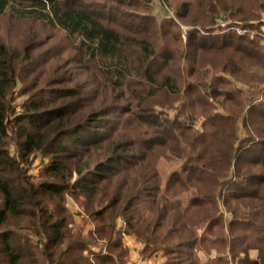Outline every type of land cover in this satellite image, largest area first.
<instances>
[{
  "label": "trees",
  "instance_id": "1",
  "mask_svg": "<svg viewBox=\"0 0 264 264\" xmlns=\"http://www.w3.org/2000/svg\"><path fill=\"white\" fill-rule=\"evenodd\" d=\"M240 1L248 0L179 3L175 16L192 28L180 30L184 43L166 51L171 46L148 39L174 32L178 21L139 13L149 0H0V17L32 20L74 41L101 90L87 100V87L75 90L64 74L50 94L39 91L15 113L7 95L36 55L24 48L17 68L14 51L0 44V264L122 263L123 232L143 243L147 258L162 250L161 264H264V85L244 96L230 82L236 61L264 71L263 37L217 27ZM136 19L147 25L136 27ZM178 60L186 65L182 83L181 70L171 78ZM178 93L190 112L172 117L148 102ZM227 102L241 109L220 113ZM13 121L15 157L6 148ZM165 148L178 149L181 160L162 187L147 157ZM39 154L50 160L34 182L27 168ZM69 195L92 224L86 238L73 233ZM185 235L189 240L170 242ZM98 243L104 251L90 249ZM215 248L228 257L199 258Z\"/></svg>",
  "mask_w": 264,
  "mask_h": 264
},
{
  "label": "rangeland",
  "instance_id": "2",
  "mask_svg": "<svg viewBox=\"0 0 264 264\" xmlns=\"http://www.w3.org/2000/svg\"><path fill=\"white\" fill-rule=\"evenodd\" d=\"M184 0H169L171 6L166 3L164 0H149L147 6L145 8L138 11L139 13H149L156 20H161L165 17H175L178 22H174V32L170 31L166 28V31H169L162 37L158 35H151L148 40L157 39L158 45L168 44L171 46L167 50H172V46L180 47L182 43H184V35L179 34V31L191 30L192 24H187L182 22L175 16V12L179 8V3ZM233 4L231 1L230 4ZM228 4V5H230ZM238 6H235L237 5ZM240 5V6H239ZM144 6L141 3V7ZM234 8L230 11L233 16H229L231 19H228L226 15H221L218 20L217 27L219 31H222L220 28V22L224 21L228 25H234L241 30L247 31L245 34L249 33H258L259 35L263 34L264 37V0H248V1H240L234 4ZM107 10V9H106ZM134 11V10H133ZM229 13V12H226ZM105 14H111L108 10ZM199 15L198 12H194L193 15ZM112 15V14H111ZM192 16V15H191ZM139 17V16H138ZM130 19L129 21H132ZM121 25L125 22H119ZM134 25L136 27H142L147 25L141 19L134 20ZM130 25V24H129ZM217 30V31H218ZM163 38V40H162ZM175 45H173V42ZM0 44H5L10 47V50L14 51V61L17 68L20 67L19 62H21V53L23 49L28 47L32 49L33 53L36 55V59L34 60V64L32 63L25 64V66L20 70L21 74L18 80V84L16 86H12L8 95L7 102L11 104L12 109L15 113H22L23 109L22 104L25 102H30V100L34 99L39 94V91H43L45 93L50 94L54 89H56V84L54 83L56 78L59 77H73V82L68 84L71 87L77 88L75 90H82L83 87H87L88 98L87 100H96L100 95V88L96 85L95 81L92 78V65L89 61H85L82 55H79L74 41L68 40L67 37L60 31H52L46 29L39 23H34L32 20H21L14 21L8 17L2 16L0 17ZM264 45V39L262 42ZM161 50V49H159ZM190 55V54H189ZM226 55V54H219ZM130 57H135L131 55ZM180 57V54L178 55ZM159 62V61H158ZM157 62V63H158ZM206 62V61H205ZM179 63V64H178ZM51 65V69L49 65ZM161 64V62H160ZM234 69L230 73V82L232 83L233 88L240 89L243 95L245 96V92L251 89V92L255 90H259L262 85H264V71L263 68H255L254 61L248 62H234ZM30 66V67H29ZM184 61L178 60L172 64L170 72L171 78H177L178 71L180 82H183L184 74ZM50 70V71H49ZM254 73H258L255 75ZM63 87V86H58ZM135 89V90H133ZM136 89L143 91L146 93L144 89L137 86L131 87V92H135ZM180 90V89H179ZM118 91L115 90L113 92H109V96L117 95ZM90 97V98H89ZM144 97V96H143ZM235 99L236 96L234 95ZM182 99L180 93L177 95H157L148 100V102H153V107L156 111L161 110L163 112H169L168 116H175L177 113L181 112L184 109H189L185 107V103L180 101ZM234 102V100H232ZM222 109L220 106L218 111L220 113H225L224 109L227 111H238L241 107L237 103H229L227 102ZM194 110V109H193ZM189 109L187 111L190 112ZM198 114V115H197ZM193 117L195 115L198 116L197 121L194 122V127L198 129L201 127L203 119L200 114L193 113ZM17 128L18 125L13 121L9 124L8 136L6 138V148L10 152L11 156H18L19 154V138L17 136ZM241 129V125H240ZM243 131H240V134ZM128 135V134H126ZM105 145V144H104ZM181 147V145H180ZM180 152L176 148H165L151 154L150 157H147V163L150 164L152 168L156 167L157 171L161 177V185L162 187L166 182L167 177L179 167L180 164ZM179 155V156H178ZM35 158L32 162L28 163L27 175L33 177L34 182H38L40 180V175L42 171V167L49 162V157H42L40 154L35 155ZM32 159V155L30 157ZM164 182V183H163ZM170 193H177L180 196V192L175 190V187L171 189ZM187 194H184V197ZM66 208L73 217V233L81 235L86 238L89 229L92 228V224L87 219V216L84 214V211L79 207L78 201L74 200L72 196H67L66 198ZM219 209L223 213L224 219L227 217L226 208L222 205L218 206ZM118 223V221H117ZM123 232L120 234V243L123 251L122 254V263L118 264H161L163 261H166L162 250H158L153 253L149 258L146 255L142 254L144 245L138 240L134 235L127 234ZM188 236L185 235L180 237L181 239H177L176 237H172L170 239L171 243H175L177 241L184 242L189 240ZM102 243H98L97 245H89L90 249L93 251H104V245ZM174 245V244H172ZM100 249V250H99ZM214 256H223L225 255L224 250H220L215 248L211 251V255H207L205 258L203 257V253L199 252V258L203 261L204 259H212ZM222 257V258H223ZM229 260V258H227ZM231 262V261H230ZM212 264H214L212 262ZM224 264V263H223ZM230 264V263H227Z\"/></svg>",
  "mask_w": 264,
  "mask_h": 264
},
{
  "label": "built area",
  "instance_id": "3",
  "mask_svg": "<svg viewBox=\"0 0 264 264\" xmlns=\"http://www.w3.org/2000/svg\"><path fill=\"white\" fill-rule=\"evenodd\" d=\"M220 25V28L223 30V29H227L228 28V24L226 23V22H224V21H221L220 23H219ZM233 28V30L237 33V34H239V35H243L244 33H246L247 31H245V30H241V29H239V28H237V27H232ZM250 34H253V33H250ZM261 36L263 37V34H261ZM263 39H264V37H263Z\"/></svg>",
  "mask_w": 264,
  "mask_h": 264
},
{
  "label": "crops",
  "instance_id": "4",
  "mask_svg": "<svg viewBox=\"0 0 264 264\" xmlns=\"http://www.w3.org/2000/svg\"><path fill=\"white\" fill-rule=\"evenodd\" d=\"M152 262L148 263V264H151Z\"/></svg>",
  "mask_w": 264,
  "mask_h": 264
}]
</instances>
